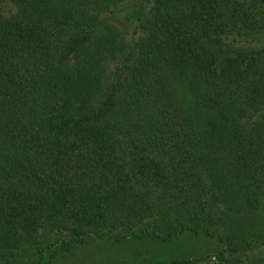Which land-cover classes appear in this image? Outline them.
Listing matches in <instances>:
<instances>
[{"label": "trees", "instance_id": "obj_1", "mask_svg": "<svg viewBox=\"0 0 264 264\" xmlns=\"http://www.w3.org/2000/svg\"><path fill=\"white\" fill-rule=\"evenodd\" d=\"M8 1L0 255L205 236L170 264H264V0H157L125 33L124 0Z\"/></svg>", "mask_w": 264, "mask_h": 264}, {"label": "rangeland", "instance_id": "obj_2", "mask_svg": "<svg viewBox=\"0 0 264 264\" xmlns=\"http://www.w3.org/2000/svg\"><path fill=\"white\" fill-rule=\"evenodd\" d=\"M156 1L124 0L117 7L106 10L102 14L111 19L124 33L135 32L138 26L137 18L150 15ZM0 7L5 14L12 13L15 9L8 0L2 1ZM254 43L264 46V31L260 32ZM263 223L262 219L250 221V224L256 227ZM244 225L243 220H235L232 229L239 230ZM219 227L221 228L220 224ZM170 229V223H164L160 228L164 233ZM39 243V247L35 244L24 247L12 257L11 262L0 255V264H170L174 260L188 259L193 256L200 257L217 250L220 251L222 247L214 239L205 236L197 238L179 237L175 243L171 244L152 238L127 239L120 243L99 241L72 248L70 251L62 250L56 257L52 258L50 255L53 250L44 248L41 252V249L45 245H61L60 236L48 233L46 238H40Z\"/></svg>", "mask_w": 264, "mask_h": 264}]
</instances>
